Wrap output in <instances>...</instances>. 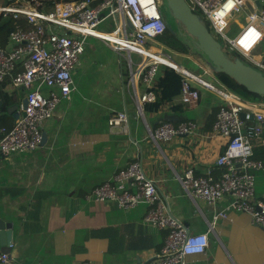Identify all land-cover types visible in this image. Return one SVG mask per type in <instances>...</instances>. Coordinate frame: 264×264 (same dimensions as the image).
<instances>
[{"label": "crops", "instance_id": "0c3cea01", "mask_svg": "<svg viewBox=\"0 0 264 264\" xmlns=\"http://www.w3.org/2000/svg\"><path fill=\"white\" fill-rule=\"evenodd\" d=\"M260 4L259 9H264V0ZM250 8L255 9L252 3ZM109 26V22L103 23L97 30L107 31ZM238 28V20L230 16L226 34L233 37ZM253 40L240 44L249 50ZM263 52L264 38L251 57L262 62ZM186 56L180 55L183 59ZM134 57L130 67L126 53L116 54L95 36L88 38L72 72L74 90L43 124L41 146L24 154L0 156V217L12 225L9 263L148 264L155 260L167 232L143 222L146 206L124 210L112 202L85 200L95 187L136 161L154 182L166 213L189 234L208 233L205 253L187 256L186 264H264V229L252 224L248 215L233 210L227 211L225 218L214 219L215 211L222 210L230 198L216 206L193 200L176 177L188 169L196 176L205 175L207 170L214 174L221 171L215 161L226 142L213 132L221 101L199 88L193 108L177 99L156 113L143 111L150 128L168 122L163 120L168 116L196 125L191 134L154 143L137 115L135 93L142 94L146 88L136 82L134 89L129 80L141 61ZM200 60L197 62L202 65ZM3 89L1 95V91L7 92L15 99L10 104H19L25 97L24 91H10L8 85ZM179 102L181 109L173 110ZM16 112V118L12 113L1 115L0 129L13 127L22 113L20 108ZM115 113L126 114V131L109 126V117ZM256 150L262 152L264 145ZM254 159L263 161L264 155ZM252 174L255 195L260 197L264 194V170ZM208 224L212 225L210 231Z\"/></svg>", "mask_w": 264, "mask_h": 264}, {"label": "built area", "instance_id": "2783aa9c", "mask_svg": "<svg viewBox=\"0 0 264 264\" xmlns=\"http://www.w3.org/2000/svg\"><path fill=\"white\" fill-rule=\"evenodd\" d=\"M159 1H67L56 2L51 9H45L38 0H13L9 5H0V18H11L15 24L7 44L0 45V82L8 79L10 91H24L26 98L23 116L16 119L11 129H0V156L24 154L41 146L42 126L61 101L70 99L74 90L72 72L84 54L88 38L95 36L116 54L126 53L130 67L131 54L139 56L138 70L131 72L129 80L134 89L136 82L146 88L142 94L135 93V104L148 138L154 143L191 134L196 128L189 120L163 122L154 128L146 124L143 106L156 99L150 88L161 68L178 74L180 100L188 108L196 106L199 88L221 101L213 132L226 142L215 161L222 170L217 174L207 170L205 175L196 176L188 169L176 177L193 200L216 206L224 198H230L222 210L215 211L214 219L225 218L227 211L233 210L248 215L252 224L264 229V194L256 197L252 174L264 170V160L253 158L257 147L264 145V102L243 100L216 83L208 68L197 65L200 72L195 73L175 63L169 51L157 41L166 28ZM191 1L201 11L202 19L215 37L239 53L247 64L264 71V60L256 62L251 57L253 49L264 38V9H251L250 0ZM230 16H235L239 22L233 37L225 32ZM108 22L107 31L97 30ZM251 38L254 39L252 45L245 50L240 42L247 44ZM108 124L126 131L127 116L112 114ZM85 200L112 202L124 210L146 206L143 222L167 232L159 254L148 264H186L187 256L204 254L208 248V233L189 234L182 223L166 213L154 182L145 176L139 162H131L115 172L110 180L86 195ZM208 225L210 231L212 225ZM0 261L9 260L2 255Z\"/></svg>", "mask_w": 264, "mask_h": 264}, {"label": "water", "instance_id": "95a60500", "mask_svg": "<svg viewBox=\"0 0 264 264\" xmlns=\"http://www.w3.org/2000/svg\"><path fill=\"white\" fill-rule=\"evenodd\" d=\"M174 20L183 27L184 31L191 36L192 46L198 52V57L205 58V64L211 72L223 73L243 86L248 92L264 96V75L242 62L240 59H229L223 52L221 44L216 40L211 31L205 27L199 16L193 13L192 8L185 0H165ZM255 9L260 8V0H250ZM26 105L24 97L19 104L4 105V99L0 93V116L5 112L16 118L17 109L23 110ZM243 116H241L242 118ZM168 122H180L176 116H168L163 119ZM159 124V123H157ZM43 139V137H42ZM239 166L238 164L236 165ZM12 225L4 222L0 217V255H6L9 260L10 246L12 245ZM1 264H11L9 263Z\"/></svg>", "mask_w": 264, "mask_h": 264}, {"label": "trees", "instance_id": "16d2710c", "mask_svg": "<svg viewBox=\"0 0 264 264\" xmlns=\"http://www.w3.org/2000/svg\"><path fill=\"white\" fill-rule=\"evenodd\" d=\"M12 1L13 0H0V5H9L12 3ZM38 1H40L43 4V7L45 9H51L53 7V4L56 2H67V1L78 2L82 0H38ZM185 1L192 8L193 13H195L197 16L201 18L202 23L205 25V27L209 29L208 23L202 19L201 11L192 5L191 0H185ZM14 26H15L14 21L11 18L8 20H3L2 18H0V45L5 46L7 44V37L9 33L14 29ZM165 26L166 28L163 35L157 38V41L171 51L177 52L178 54H182V55H188L190 46H188L187 44L188 43L186 41L187 39H181L176 33L168 29V26L166 24ZM216 40L220 43V39L216 38ZM221 48L224 54L229 59L231 60L240 59L242 62L246 63L245 59L236 51L230 50L229 47L224 45H221ZM190 61L187 60L186 64L182 63V66L184 67L187 66L188 70L195 73H199L200 72L199 67L194 65H193L194 67H192L189 64ZM190 63L192 64L193 62L191 61ZM260 72L264 75V71H260ZM212 73L214 75V78H216V80L220 83V85L224 86L229 91L237 94L243 100L254 103L264 102V96L248 92L243 86L237 84L227 75L223 73H214V72ZM8 82H9L8 79L5 80L4 82H0V90H4L3 88L6 87ZM180 89L181 86H180V80L178 74H176L171 69L163 68L161 75L157 77L156 82L150 88V90L155 94L156 99L152 103L144 104L143 111H152L156 113L163 107L165 103H170L172 101H176L177 99L180 100ZM1 92L3 94L2 98L4 99V105L7 106L10 103H13V101L15 100L13 96L8 95L7 92H3V91ZM172 109L175 111L180 110L181 103L179 102L175 104V106H173ZM260 154L264 155V150L262 152L255 150L254 158Z\"/></svg>", "mask_w": 264, "mask_h": 264}, {"label": "rangeland", "instance_id": "374dc122", "mask_svg": "<svg viewBox=\"0 0 264 264\" xmlns=\"http://www.w3.org/2000/svg\"><path fill=\"white\" fill-rule=\"evenodd\" d=\"M158 7H159V11H160V13H161V15H162V18H163V21L165 22V24L168 26V29H170L172 32H174V33H176L181 39H187L186 41L188 42L187 44H188V46H190V48H189V52H188V54H189V56L187 55L186 57L187 58H185V59H183L182 57H180V55H182V54H178L177 52H173V51H171L170 50V52H171V54H173V57L171 58L175 63H179V62H182L183 64L185 63L186 64V62H187V59L190 61H192L193 63L191 64L190 62H189V64L192 66V67H194V66H197V65H199L198 64V62H201V60L200 59H202L203 60V64L202 65H199V66H202L203 67V69L204 68H208V67H206L207 65L205 64V58H203V57H198V52L193 48V46H192V38H191V36L190 35H188L187 34V32L186 31H184V29H183V27L181 26V25H179L175 20H174V18H173V16H172V13H171V11H170V9L168 8V6H167V3H166V1L165 0H160L159 1V5H158ZM216 38H218V37H216ZM219 39V38H218ZM220 43H221V45H224L225 46V43L223 42V40H221L220 39ZM263 54H264V52H263ZM183 57H185V56H183ZM131 58H132V60H135V57H134V55H131ZM198 61V62H197ZM194 65V66H193ZM186 68H187V66H186ZM254 68V67H253ZM209 69V68H208ZM256 69V68H255ZM258 70V69H257ZM210 71V70H209ZM258 71H260V70H258ZM213 74V73H212ZM213 77H214V75H213ZM215 80H216V78H214ZM216 83H218V84H220L217 80H216Z\"/></svg>", "mask_w": 264, "mask_h": 264}]
</instances>
